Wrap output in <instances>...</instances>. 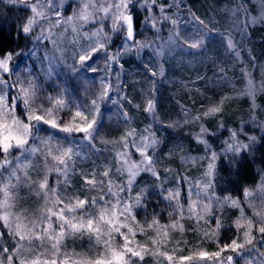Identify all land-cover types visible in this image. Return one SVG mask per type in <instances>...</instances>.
Masks as SVG:
<instances>
[{"label":"rangeland","instance_id":"1","mask_svg":"<svg viewBox=\"0 0 264 264\" xmlns=\"http://www.w3.org/2000/svg\"><path fill=\"white\" fill-rule=\"evenodd\" d=\"M185 1L188 7H191V12L186 10L175 11L176 14L170 12L171 18L177 20V23L185 24L173 25L169 20H160L158 23L166 24L163 31L171 28L170 32H167L169 34L159 32L158 24L153 28L150 22L142 23L144 21L142 19L135 39L141 44L149 45L148 47L138 48L132 42L126 44L121 35L112 34L111 19H105L103 31L112 36L108 53L98 52L86 62L85 66H81L74 54L88 48L95 41L96 37L92 33L101 27L99 16L104 15L100 12L95 13L97 17L95 20L84 23L82 27L78 26L76 32H73L69 25L53 27L52 39L56 41L55 45L52 40L36 39L25 56L12 58L9 67L13 73L4 74L6 80H14L16 77L27 79L31 76L41 85L39 95L56 96L59 92H64L69 103L75 101L88 104L91 99L96 98L102 78L109 80L114 89L122 90L109 93V100L116 103L108 100L98 101L100 129L99 135L92 141L91 148L87 142L80 139L83 134H76L75 143L78 146L82 145V149L81 156L75 158L74 172L69 174L71 181L67 188L69 196L87 197L89 200L95 197L98 203L101 196L105 200L112 199L107 194L108 181H112L113 191H119V186L126 184L129 178L127 170L118 171V169L126 159L130 158L132 162H135L130 149L139 155L135 163L141 160L140 152L131 141L139 145L145 138L153 137L154 131L157 133L164 127L172 131L168 135V142L171 144L169 143L167 147L155 149V151L147 149V154L153 157L157 175L140 171L135 176L131 189L124 191L123 196L120 195V207H123L124 203L132 205L134 220L127 222L128 227L135 233L134 237L130 236L131 246H144L156 253V255L145 254L143 260L135 257L131 264H176L184 261V257H193L186 264H215L213 259H202L196 254L200 251L209 254L218 252L222 246L218 247L213 240L217 231L229 223L235 229L232 241L235 239L237 243H244V233L248 231V220L253 224L250 235L260 238L257 232L260 216L257 213L264 210V177L256 186L247 190L252 194L245 195L243 202L215 194L210 186L213 157L206 152L205 147L203 148L201 140L193 137L192 134L210 121L218 127L223 120L228 128L230 144L242 147L248 138L249 123L264 130V56L259 57L260 53L264 55V47H260L261 52L258 54L252 39L247 44L248 38L244 41L239 38L236 43L233 42L236 45L233 52L227 48L226 43L235 29V23H242V18L255 23L262 17V2L251 0L256 2L255 12L249 15L246 13L245 17H243L244 12H240L234 8L235 6L230 8V0L222 8L216 3L215 12L208 17V15L203 16L206 12L201 13L194 9L192 1L196 0ZM23 2L30 8L28 19L32 18L34 13L31 11V5L36 4L37 0H23ZM84 3L89 4L87 11L91 13L93 6L95 8L114 6L118 0H107V3L103 4L101 0H52L51 6L43 9L49 19L37 18V23L33 25L32 30H35L36 37L40 36L42 26L54 24L58 19L55 11H59L62 17H69L82 8ZM57 5H59L58 8ZM112 10L114 8L110 9V12ZM198 14L202 17H197ZM193 15L203 21L209 30L211 23H217L218 27L201 36L203 27L195 22L191 24ZM219 29L223 30L216 34L215 32ZM85 33L88 35H84ZM173 33H177L180 39L169 44V38L173 37ZM161 35L162 38H160ZM197 39L204 40L203 49H191L183 43L184 40ZM244 44L247 45L244 46ZM122 45H124L123 49H121ZM118 49H121L118 63L106 59V55H112ZM88 65L96 71H91ZM161 67L164 69L163 77L159 75ZM153 71L157 73L156 76L151 75ZM49 72L51 76L48 75ZM138 73L141 76H138ZM8 92L11 104L16 90L9 89ZM149 99L155 104L153 112L145 110ZM40 103L45 108L49 106L47 101ZM16 104L17 118L25 119L23 105L18 101ZM212 108H218L219 111L211 112ZM122 112L126 116L122 115ZM67 115V109L60 113L62 119H66ZM25 122H27L26 119ZM50 131L51 129L44 125L38 128V134L41 137ZM126 133H133L128 137L127 147L122 140ZM58 135L64 136L62 133ZM121 152H127L129 157L118 156ZM4 155L2 152L0 161L4 159ZM18 156H20L19 149H10L8 159L12 163L6 166L0 179L6 181L11 168L20 161H24L22 156L18 161L16 159ZM29 160L30 166L18 172L17 175L22 176L26 171L33 183L30 185L21 183L11 189L14 199L10 201L11 207L8 209L12 214L19 216L24 225L32 220L38 221L44 211V197L42 194L37 195L38 185L34 183L42 179L44 175V172L37 167L42 162V158L37 154L35 157H29ZM49 160H51L50 157ZM209 165L212 166L211 169ZM104 166L110 170L108 177L101 176ZM93 171L97 173V179L103 178L105 181L99 191L85 190L81 177V173L90 174ZM50 176L55 178L57 174L52 172ZM13 183H16L15 179ZM49 187H56V183ZM141 189L145 192L142 199L143 207L136 206L130 199L139 195ZM61 190L63 185L58 189V191ZM148 193H150L149 196ZM174 193L178 195L169 200L168 197ZM2 199L3 194L0 193V200ZM149 201H153L152 206L157 207L155 210H152V206L148 207ZM232 201L236 203L233 204ZM64 202L67 203V200ZM113 202H115L114 199ZM218 202H220L219 207ZM205 204L211 205L208 213L203 211ZM62 206V204L59 205V207ZM4 211L5 209L0 208V214ZM117 211L119 212V209ZM197 214L200 215L199 219ZM153 219L159 221V229L147 227ZM217 219L221 223L218 230ZM120 220L124 221L123 215L120 216ZM177 221L178 227H170ZM2 224L3 221H0V225ZM53 224L54 226L56 224L55 217H53ZM141 226H144L145 231L140 230ZM1 230L7 235V229L0 227ZM121 231L127 233L128 228H122ZM36 243L33 241V244ZM122 243L123 237L115 233L114 246L119 248ZM253 243L255 244L254 241ZM255 245L258 250H245L239 254L225 250L224 253L234 257L233 264H245L246 260H250L251 264H264V257L260 256V253L264 252V241L260 240ZM47 247L50 248V244ZM33 251L44 252L45 248H35ZM60 253L61 255H58L56 259L60 262L62 259H67L68 264H87L106 255L104 244H97L95 235L90 237L88 234L80 233L66 235L60 245ZM64 253H67V256H64ZM160 253L171 255L173 260L168 261L166 255L161 256ZM195 256L198 258L195 259ZM20 258L30 260L32 251L24 253ZM44 258L47 256L42 257ZM125 258L127 259V255Z\"/></svg>","mask_w":264,"mask_h":264},{"label":"snow or ice","instance_id":"2","mask_svg":"<svg viewBox=\"0 0 264 264\" xmlns=\"http://www.w3.org/2000/svg\"><path fill=\"white\" fill-rule=\"evenodd\" d=\"M8 4H17L23 2V0H5ZM52 0H37L36 4L31 5V11L34 13L32 18L27 20L26 25L22 28L23 33L29 34L32 32L33 25L37 23V18L48 20L49 17L43 11L44 8L51 6ZM101 3H107V0H101ZM154 5L159 7L160 17H148V21L152 27L155 28L160 20H171L173 25L177 24V20L172 19L170 16L165 14V8L168 5L158 4L157 0H144L143 4H139V0H118L114 6L95 8L93 6V12H88V3H84L83 7L75 12L72 16L62 17L59 11H55V15L58 19L54 24H49L47 27H41V34L37 36L38 40H52L55 45L56 41L53 40L54 33L53 27H60L63 25H69L73 32H76L77 27H82L84 23L95 20L97 17L95 13L102 12L104 15L99 16V22L101 27L97 28L92 35L96 37L95 41L89 45L88 48L83 49L79 53H75L78 63L81 66H85L86 62L91 60L93 55L98 52L108 53V45L111 43L112 36L103 31V21L105 19H111V31L112 34H119L123 37L125 43H134L138 48L148 47L147 44H141L135 39L134 29V12L133 9L136 7H144L147 11H151L148 5ZM175 5V0H173ZM129 5H132L130 8ZM59 5H57V8ZM114 8L110 12V9ZM39 9V10H38ZM194 19H197L194 17ZM202 27L203 32L210 31L203 21H198ZM66 31V29H64ZM84 35H88L85 33ZM179 35L173 33V37L169 38V44L173 43L174 40H178ZM184 45L191 49H203L205 42L203 39H197L194 41L184 40ZM227 48L235 52L236 45L233 43L232 38L227 39ZM124 45L121 46V49ZM121 49H118L116 53L112 55H106V59L111 62H119V56ZM63 55V52H60ZM13 58V53L8 52L2 58H0V151L4 155V159L0 161V177L3 176V170L6 166L12 162L8 159L10 149L16 148L20 150V156L16 157L20 161V157H24V161H20L17 165L13 166L9 171L7 180L0 179V193L3 194V199L0 200V208L5 209L3 214H0V221L3 224L0 227L7 229V235L10 240L14 241L11 248L5 246L3 243L5 232H0V264H15L14 258L19 260V264H57L56 257L61 255L60 245L66 235L72 236L76 233L88 234L90 237L95 235L96 243H103L105 246L106 255L89 261L87 264H131L130 257H138L143 260L144 255H156L155 252L151 251L147 247L140 245H132L130 236L134 237L135 233L130 227H128V221L134 220L132 215V205L127 203L120 207L121 197L120 192L130 190L135 176L140 171L152 172L154 176L157 173L154 170L153 157L147 154V149L152 148L155 151L159 144V140L155 137L145 138L141 144L136 145L135 141L131 143L136 147V150L140 152L141 160L139 163L132 162L126 159L121 164V168L118 171L127 170L128 180L123 186H119V191H113V183L111 180L108 181V195L112 198L105 200L103 196L97 199L93 197L89 200L87 197L80 198L79 196L67 195V188L71 181L69 174L74 172V166L76 163L75 158L81 156L82 145L78 146L75 143L76 134H83L80 139L87 142L89 148L92 147V141L99 135V119H100V104L108 100L109 102L116 103V101L109 100L110 92L122 91L119 88L114 89L112 84L107 79H101L99 91L96 98L91 99L88 104L83 102L77 103L69 100L65 97L64 92H59L56 96L51 95H39L41 92V85L37 83L35 78L29 76L27 79H20L16 77L14 80L4 79V74H12L13 70L9 67L10 62ZM59 58V57H56ZM89 69L93 72L95 68ZM51 76V72L48 73ZM152 76H156L157 73L153 71ZM159 75L164 76L163 67L159 70ZM9 89H15L16 94L12 97V103H9ZM23 105L25 111V119L17 118L16 116V102ZM41 101H47L48 107H44ZM154 101L149 99L147 101L146 111H154ZM68 110L66 119H62L60 116L61 112ZM186 111V110H185ZM211 112L219 111L218 108L210 109ZM125 115V113H121ZM10 117V119H9ZM40 125L47 126L51 129L45 136L41 137L38 134V128ZM64 134L60 137L58 134ZM133 133H126L122 140L124 146L127 147L129 143L128 137L132 136ZM31 140V143H30ZM38 142V143H37ZM242 147H247L243 145ZM39 154L42 158V162L37 165L38 170L43 171L44 175L42 179L34 182L38 185L37 195L42 194L44 197V211L41 214L39 220H32L29 224H22L20 217L12 214L10 209V201L14 199L11 189L16 188L17 185L24 183L30 185L33 183L28 177L27 172L24 174L17 175L18 172L27 169L30 166L31 161L29 157H35ZM120 157H129L127 152L118 153ZM49 157L51 160H49ZM27 161V162H25ZM54 162V163H52ZM211 165L209 168L211 169ZM109 169L104 166V170L101 173L102 177L109 176ZM55 172L56 176V187H49V174ZM81 177L84 182L85 190L99 191L103 187L105 181L103 178L97 179V173H81ZM15 179L16 183H13ZM63 185V190L58 191L60 186ZM251 192L245 191L246 196H251ZM178 193H174L168 197L169 200L174 199ZM145 196V192L141 189V192L136 197H130L134 201L136 206L143 207L142 199ZM113 199L115 202H113ZM67 200V203L64 201ZM226 202V201H225ZM233 204L236 201H232ZM63 205L59 207V205ZM220 202H218V207ZM211 205H203L204 213L210 211ZM119 209V212L117 211ZM189 211H192L190 206ZM98 212V214H97ZM124 216V221L120 220V216ZM260 216L259 227L257 232L260 234V240L264 241V210L257 213ZM53 217H55L56 224H53ZM200 215L197 214V219ZM179 226V222H174L170 225L172 228ZM239 226V221H237ZM147 227H156L159 229V221L153 219ZM221 227L219 219L216 220L217 230ZM122 228H128V232H122ZM248 231L244 233V243H237L234 239L230 244H225L221 247L220 251L209 254L204 251L198 252L196 255L202 259H214L216 264H233L234 257L229 255L220 259L221 253L225 250H231L235 253H241L242 251H253L256 249V245L253 243L256 237L250 235L253 228L252 221H247ZM141 231H145L144 226H141ZM118 233L123 237V243L119 248L114 246V234ZM166 235V233H165ZM27 243H24V242ZM33 241L37 242L33 244ZM154 243H158L154 241ZM50 244V248L47 245ZM251 246V247H246ZM35 248H45L44 252L33 251ZM32 251V258H20L24 253ZM130 254L129 259H126V255ZM67 256V253L63 254ZM161 256H165L168 261H172L173 257L166 253H160ZM47 258L42 259V257ZM261 257H264V252L260 253ZM185 260H192L193 257H184ZM61 264H68L67 259H62ZM245 264H251L250 260H246Z\"/></svg>","mask_w":264,"mask_h":264},{"label":"trees","instance_id":"3","mask_svg":"<svg viewBox=\"0 0 264 264\" xmlns=\"http://www.w3.org/2000/svg\"><path fill=\"white\" fill-rule=\"evenodd\" d=\"M247 1L248 0H230V8L235 6L234 8L237 10L244 12L243 17H245L246 13L248 15L254 14L256 2L251 0H249V2ZM157 2L158 4L168 5V7L165 8V14L168 16H170V12H174L176 14L181 10L191 12V7H188V3L185 0H175V5L173 4V0H157ZM261 2L262 17L255 23L242 18V23H235V29L230 34V38H232L235 43L239 38L243 39V41L245 38H248L247 44L252 39L255 46L254 44L252 45L257 50L258 54L261 52L260 47H264V0H261ZM143 3L144 0H139V4ZM192 3H194V9L196 11H200L201 13L206 12L203 16L208 15L209 17L212 15V12H215L214 8L216 3L218 7L222 8L228 3V0H196L192 1ZM129 7L131 8L132 5H129ZM148 8L151 9V11H147L144 7L139 6L133 9L135 38L138 35L139 24L142 22V19H144L142 23H145L149 22L148 16L156 18L160 17V10H158L159 7L149 4ZM29 13L30 8L24 2H18L13 5L6 3L5 0H0V58L8 52H12L13 57L17 58L25 56L27 51L35 43V30H32L29 34H25L22 31V28L25 26L29 17ZM197 17H202V15L198 14ZM193 19L194 15L192 16L191 24H193V22L200 24L198 22L200 19L198 21ZM104 22L105 21H103V23ZM169 22L171 23V20H169ZM177 24L183 25L185 23L179 22ZM158 25L160 26L159 32L169 34L167 32H170L171 28H168L166 31L164 30L165 32L163 31V29L166 28L165 23H160ZM209 27L210 30H214L215 27H218V24L211 23ZM222 30L223 29H219L215 33L217 34L218 32H222ZM242 31L243 33H241ZM246 31L248 33H246ZM237 32L238 34H236ZM160 38H162V35ZM247 44H244V46ZM263 56L264 55H261L260 53L259 57ZM137 75L141 76L139 73ZM145 75L149 76L148 73H145ZM168 129V127H164L163 129L158 130L157 133L154 131L153 137L159 140V144L156 149L167 147L170 143L168 142V135H170L172 131ZM192 136L200 139L203 148L205 147L206 152L211 154L213 157L214 164L211 172L210 184L212 191L219 196H228L239 202H243L245 198V191L256 186L262 177H264V130L258 129L255 125L249 123L248 138L245 141V145H247L246 148L235 147L230 144L228 128L223 120H221L218 127H215L214 123L211 121L209 124L206 123L202 125L199 130L193 132ZM148 150L153 149L149 148ZM130 154L134 157L136 162L139 156L138 153L130 149ZM1 156L2 152L0 151V159L2 158ZM55 183L56 177L53 178L50 176L48 184L53 185ZM120 195L123 196V192H120ZM147 195L149 196L150 193ZM153 204V201H149L148 207H151ZM151 208L152 210H155L157 207L152 206ZM234 231L235 229L231 223L227 224L224 228H220L217 231L213 243H215L218 247L230 244L234 237ZM0 232L4 231L1 230ZM254 242L255 244H258L260 242V238L256 236V240H254ZM3 243L9 248H11L13 244L7 237L6 233ZM220 249L221 248H219L218 251H220ZM224 252L221 253L220 259H224V257L229 256L228 253ZM129 257L130 254H127V259H129ZM194 258L197 259L198 257L195 256ZM130 259L132 262V260H135V257H130ZM14 261L15 264H19L18 259L14 258ZM214 261L215 260L213 259V262ZM188 262L189 260H184L177 262L176 264H186ZM57 264H61L58 259Z\"/></svg>","mask_w":264,"mask_h":264}]
</instances>
